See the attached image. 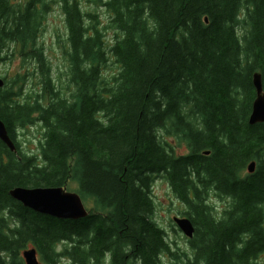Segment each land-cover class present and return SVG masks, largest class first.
<instances>
[{
	"label": "trees",
	"instance_id": "obj_1",
	"mask_svg": "<svg viewBox=\"0 0 264 264\" xmlns=\"http://www.w3.org/2000/svg\"><path fill=\"white\" fill-rule=\"evenodd\" d=\"M54 1L66 29L63 90L40 42ZM101 4L103 27L77 0H0V61L17 51L25 64L1 76L0 120L16 151L0 140V264H25L32 247L43 264H165L164 255L264 264V122H248L256 71L264 90V0ZM30 126L41 132L35 152L16 140ZM158 174L194 227L189 253L153 219ZM72 181L91 203L81 219L38 213L9 194Z\"/></svg>",
	"mask_w": 264,
	"mask_h": 264
},
{
	"label": "rangeland",
	"instance_id": "obj_2",
	"mask_svg": "<svg viewBox=\"0 0 264 264\" xmlns=\"http://www.w3.org/2000/svg\"><path fill=\"white\" fill-rule=\"evenodd\" d=\"M79 7L82 11H90L97 15L100 22V26L103 27L107 25L109 17L106 12L105 6L101 4V1L105 0H77ZM112 34L111 30H108L106 36L109 38ZM66 38V29L64 25V14L62 13L58 3L54 1L52 8L49 10L46 16L44 28L40 35V42L42 43L47 59L51 63V76L56 85L61 86L62 90L67 87V61L64 56L62 46ZM115 64H110L109 72H113L116 69ZM25 64L22 61V57L15 51L10 59L7 58L0 61V77L5 75L7 79H10L16 75V73L22 72ZM32 65H30L31 68ZM28 87H33L31 82L28 83ZM70 88V87H69ZM40 129L37 126H30L22 130V134L18 135L16 139L20 142V146L29 152L37 151L38 140L41 137ZM168 141H174L171 138ZM186 148L182 147L178 151H185ZM77 183L72 181L66 190L75 191L77 189ZM154 200V211L153 219L162 228L165 229L167 233V238L169 241L173 242L172 248L178 252L186 251L190 252L188 248V243L186 242V236L177 228L174 221L175 217H185L183 211L185 206L182 205L177 198L171 192L170 186L165 178L161 175H155L150 192ZM86 208L88 209L91 205L89 201H83ZM210 202L218 210H221L224 202L222 199L211 196ZM175 228V229H174ZM181 257H184L183 255ZM165 264H172L174 259L168 255H164L162 258ZM41 264H43L41 262Z\"/></svg>",
	"mask_w": 264,
	"mask_h": 264
},
{
	"label": "water",
	"instance_id": "obj_3",
	"mask_svg": "<svg viewBox=\"0 0 264 264\" xmlns=\"http://www.w3.org/2000/svg\"><path fill=\"white\" fill-rule=\"evenodd\" d=\"M252 83L255 89V97L252 101L248 122L254 124L264 122V90L259 72L252 75ZM4 80L0 77V87ZM0 140L11 150H15V144L9 137L4 123L0 120ZM208 154L209 151H205ZM255 162L247 165V171L252 173ZM12 198L19 201L23 206L38 213L47 214L60 219H81L88 215V209L80 195L74 191H68L64 186L53 187H22L16 186L9 190ZM178 228L187 237H191L194 227L187 217H175ZM25 264H41L34 247L22 251Z\"/></svg>",
	"mask_w": 264,
	"mask_h": 264
},
{
	"label": "bare ground",
	"instance_id": "obj_4",
	"mask_svg": "<svg viewBox=\"0 0 264 264\" xmlns=\"http://www.w3.org/2000/svg\"><path fill=\"white\" fill-rule=\"evenodd\" d=\"M9 149V148H8ZM10 150V149H9ZM11 151V150H10ZM14 151H16V147H15V150Z\"/></svg>",
	"mask_w": 264,
	"mask_h": 264
}]
</instances>
